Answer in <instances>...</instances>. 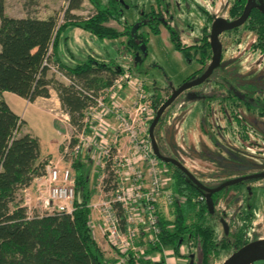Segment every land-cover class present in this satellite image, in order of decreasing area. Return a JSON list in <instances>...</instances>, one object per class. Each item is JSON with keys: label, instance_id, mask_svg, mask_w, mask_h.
Instances as JSON below:
<instances>
[{"label": "trees", "instance_id": "trees-1", "mask_svg": "<svg viewBox=\"0 0 264 264\" xmlns=\"http://www.w3.org/2000/svg\"><path fill=\"white\" fill-rule=\"evenodd\" d=\"M85 1L92 6L93 14L86 18L73 14ZM161 1L156 0V4ZM245 1H233L228 12L230 19L235 20L242 14ZM66 2L63 23L58 25L56 16L45 19L9 17L4 12V0H0V264H118L105 257V252L91 234L87 200L78 202L75 199L71 215L45 212L30 215L23 200L22 192L45 175L49 160L41 156L39 139L22 132L25 121L10 109L1 94L9 92L33 103L37 98H49V91L54 90L67 124L73 129L68 141V146L72 148L78 141V134L86 132L83 130L84 119L88 109L95 105L99 92L112 86L125 73L113 61L105 62L91 56L75 60L74 63H64L59 45L60 36L66 28H79L100 41L123 40V55L132 60L135 57L133 64L138 68L147 56L149 34L158 36L160 27H163L173 49L185 61L194 59L200 66L188 80L204 73L206 61L211 58L207 27L202 29L203 37L198 44L187 45L181 42L174 28L163 20L159 10L150 9L146 13L138 9L137 18L128 23L123 22V7L126 6L118 0H106L105 3L101 0ZM207 17L210 18L209 14ZM145 18L147 20H143ZM109 22H115L122 29L118 31L108 26ZM143 27L147 28V32L141 31ZM243 27L255 34L251 49L264 54V16L258 10H252ZM69 55L72 57V54ZM45 60L57 66L58 73L67 78L68 84L60 82L43 65ZM151 98L155 99L156 110L166 100L156 93ZM55 126L60 130L56 123ZM60 149L62 152L63 147L60 146ZM163 165L172 167L170 164ZM73 167L77 172L74 178L75 192L86 189L80 164L74 161ZM111 180L109 174L103 182L109 183ZM171 180L172 192L184 198V204H196L197 198L203 196L182 172L173 171ZM108 189L107 185L104 190ZM218 197V193L212 195L213 203ZM171 207L170 219L158 210L159 244L150 247L147 254L167 247L172 249L176 258L187 259L192 254V247H195L199 252V264H212L218 259L220 251H236L249 243L244 239L243 224L216 240L210 226L200 219L190 220L181 205L174 203ZM198 210L200 216L213 217L214 213L209 212L205 200L199 204ZM183 244L188 250L185 255L181 253ZM124 264H165V260L161 257L159 262L154 263L128 254Z\"/></svg>", "mask_w": 264, "mask_h": 264}, {"label": "rangeland", "instance_id": "rangeland-1", "mask_svg": "<svg viewBox=\"0 0 264 264\" xmlns=\"http://www.w3.org/2000/svg\"><path fill=\"white\" fill-rule=\"evenodd\" d=\"M122 1L123 4L128 7H123V22L132 23L137 18L136 12L138 9H141V11L144 10L146 13L150 9L154 11L159 10L163 20L174 28L181 42L187 45H194L198 44L203 37L202 29L204 27H207V33H210L211 25L215 19L222 18L230 21L228 11L234 0H162L158 4H156V0ZM101 2L105 3L106 0H101ZM66 4V0L6 1V7L9 13L19 10L15 15L34 16L39 18L56 16L58 25H62L63 23V12ZM76 12L79 16L86 18L93 14V8L89 3H86L84 7H81ZM142 13L143 12H141V15ZM207 14H209L210 18L207 17ZM143 20L147 19L145 18ZM107 25L118 31L122 29V27L115 22H109ZM73 29L74 27H68L67 33H71ZM141 31L145 33L147 32V28L143 27ZM255 38L253 32L242 26L238 28L236 32L220 35L218 40L221 46L223 60L234 63L236 71H240L243 74L248 72H259L262 73V77H264V54L258 51L253 52L250 48ZM148 41L146 59L138 68H135L133 64L135 62V57L132 60V58H126L123 55V40H99V45H96L97 49L99 48L102 50L103 47H106V50L110 51L107 55L102 53L105 55L103 59H106L107 62L111 60L125 70L122 76L123 81L121 83V89H116V93L119 97L121 95L120 92L122 95H127L124 97L121 96V102L118 100V103L125 109L129 108L134 97V81L138 80L144 84L146 93L154 107L155 99L151 98L154 93L167 99L168 95H170L186 77L200 68L199 64L194 59L187 62L180 53L173 49L169 41L168 33L163 27H160V35L153 36L149 34ZM109 47L111 50H109ZM138 57L141 58V55ZM210 64L211 58L206 61L205 66L208 67ZM229 70L232 71L233 67ZM189 95H202L204 99L209 100V103L203 102L202 98L195 99L189 97ZM45 102L48 107L47 109H49L51 113L40 111L41 107L39 105H36L38 108L36 111L32 108H27L26 110L22 109L20 112L22 113V117L18 115L26 123L22 132H28L39 139L41 155L50 157V160L53 162L57 157H62L65 162L60 163L58 166L54 164L51 168H56L58 170L67 169L70 171L73 179L77 173L76 169L73 167V162L79 160L82 156V160H84L87 156L85 160L87 163H82L80 165V171L85 180L86 189L81 190V193L80 190H78V192H75V196L78 201L87 200L88 204L96 202L104 196L101 184L102 178H100V176L103 175H101L103 170H100L98 165L100 159L98 140L95 141L97 145L94 148L92 147L94 159H92L89 154H86L84 150L76 159L70 157L64 158L63 152H61L60 148L58 149V146L59 143H62L63 134L66 138L70 139L73 129L67 126L65 122L66 117L63 112L54 107L56 103L54 98H49V100ZM106 104L113 109V103L109 97L106 98ZM231 107L232 104L226 97L225 89L218 83L211 81L205 86L194 87L192 90L176 98L164 112L161 121L155 128L158 141L164 149L165 154L170 157L173 156L175 160L181 163L198 181L210 188H216L229 180L252 175L256 171L254 168L256 165L255 163L259 162L264 166V160H257L256 162L253 159H248L247 155L251 154L247 146L253 147L251 143L248 145L245 144V147L243 146L244 149H241L242 152L247 154L245 158L243 154H240L238 151L234 152L232 150L233 147L227 146L228 151L220 152L218 148L214 149V146L209 143V137L218 143L216 144V147H218L221 142H229L228 139H233V141H235L239 136H245L243 135L244 131L242 130L244 129L241 128L242 126H238L231 116ZM239 108L237 116L239 119L243 120V122L255 118L254 115L256 114L254 111L246 110L241 104ZM251 113L253 114L250 115ZM51 115L54 117L55 121L52 120ZM105 121L108 123L110 122L114 126L117 125L112 114L105 116ZM55 123L63 132L57 130ZM250 124L253 126V122H250ZM244 127L246 128L247 126L244 124ZM248 127L247 130H245L248 132V134H246L247 138L244 139L245 142L250 138H259V136H261L259 132L252 136L253 133L250 132ZM201 128L206 131L207 135L203 133ZM85 134L89 137L91 136L90 131H86ZM103 136L107 144L114 146L113 135L104 133ZM126 139V135L120 134L118 136V146L121 147V145L125 144L124 142H126ZM68 141L67 139L64 145L68 144ZM102 142L103 140L101 143ZM64 145H61V147ZM259 153L263 152L260 151ZM259 153L257 152V154ZM164 169L166 179L170 180L173 173L171 167L167 166ZM262 171H264V168ZM247 184L251 190V194H247L244 191V187H241L238 189L239 194L236 195V189L230 186L217 198L218 200L214 203V209L216 214L220 215L221 218L205 215L200 216L197 204L194 202L183 204L181 207H183L184 214H187L190 220L200 219L201 222L210 226L214 231V238L216 240H220L224 234V224L226 225L227 231L232 233L238 228L237 225L241 223L244 225L245 240L250 242L264 239V189H260V186H262L261 188L264 187V177L249 180ZM170 185L168 188L173 191ZM41 190L38 189L36 182H33L26 191L22 192L24 203L30 215H42L44 213L43 200L46 196L41 195ZM158 210L162 212L167 219L172 217V207H166L161 202ZM93 219L98 222L97 217L94 215ZM99 232L100 231L95 232V240L103 246L102 249H106L107 252L105 253L108 254L107 259L116 261L118 254L107 245L106 239ZM181 251L183 254H187L188 250L185 244L182 245ZM168 253L172 259L165 260V262L167 264H174L173 258L176 257L173 255L171 248H168L165 255H168ZM231 254L232 249L220 251L218 259L212 264L223 263ZM156 257L157 256L154 258ZM166 259H169V257ZM177 259L182 260L181 262L177 261V264H187L182 258ZM198 259V249L192 247V254L187 258V261L189 263L191 262V264H199Z\"/></svg>", "mask_w": 264, "mask_h": 264}, {"label": "built area", "instance_id": "built-area-1", "mask_svg": "<svg viewBox=\"0 0 264 264\" xmlns=\"http://www.w3.org/2000/svg\"><path fill=\"white\" fill-rule=\"evenodd\" d=\"M43 65L51 73H58L57 66L49 61L45 60ZM122 81L123 77L120 76L112 86L99 92L95 105L88 109L83 130L90 131L91 136L82 131L78 134L75 145L72 148L68 144L64 145L62 152L64 158L76 159L83 150L94 148L97 145L95 141L98 140V165L104 172L101 182L104 196L88 204V227L91 234L94 237L95 232L100 231L109 247L118 254V264H124L128 254L157 263L168 250L167 247H161V251L147 254L150 247L159 244V204L162 202L166 207H171L174 203L182 205L185 199L168 188L172 180L165 177L166 166L161 164L152 151L148 128L156 109L144 84L134 81V97L129 108L125 109L118 103L121 99L116 93V89H121ZM107 97L112 101L113 109L107 106ZM109 114L115 119L116 126L105 121V116ZM65 122L67 123V118ZM104 133L113 135L114 146L106 143ZM120 134L127 137L125 144H120L121 147L117 144ZM48 166L45 175L38 179L47 187L43 200L44 212L71 215L76 197L74 179L69 170ZM109 174L112 180L104 183ZM107 185L109 189L105 191ZM204 200L202 195L197 198V209ZM93 215L98 222L93 219ZM155 256L157 257L154 258Z\"/></svg>", "mask_w": 264, "mask_h": 264}, {"label": "flooded vegetation", "instance_id": "flooded-vegetation-1", "mask_svg": "<svg viewBox=\"0 0 264 264\" xmlns=\"http://www.w3.org/2000/svg\"><path fill=\"white\" fill-rule=\"evenodd\" d=\"M255 1V3H259V0H253ZM247 0L245 1V4H246ZM262 2L264 3V1L262 0ZM233 4V3H232ZM244 4V6H245ZM232 6V5H231ZM244 9V8H243ZM254 10V9H253ZM229 12V11H228ZM230 21H233L232 19H230ZM242 27V26H241ZM240 28V27H239ZM238 29V28H237ZM237 29H234V30H237ZM233 30L229 31V32H232ZM228 32V31H227ZM227 32H224V33H227ZM223 33V34H224ZM222 35V34H221ZM255 42V41H254ZM253 42V43H254ZM252 43V44H253ZM251 44V45H252ZM251 48V46H250ZM251 51H253L251 49ZM255 52V51H253ZM259 52V51H258ZM260 53V52H259ZM221 63H227V65L223 68H216L212 74L208 77V79H206L202 84L196 86V87H200V86H205L206 84H208L209 82L211 81H214L216 83H218L222 88L225 89V94H226V97L228 98V101L232 104V107H231V116L233 118V120L235 121V123L238 125V126H242L241 128L244 129L242 131H244V134L245 136H242V137H238L235 139V141H233V139H228L229 142L227 143H222L218 145V147H216V144H218L217 142H215L214 139H211L209 137V143L212 144V146H214L213 148L214 149H219L220 152H226L228 151V147L227 146H230V147H233V151L236 152L238 151L240 154H243V157L245 158V156L247 154H245L244 152L241 151V149H244L245 147V144H250L253 145V147L251 146H247L249 147L248 150H250V154L251 155H254V156H251V155H247L248 156V159L250 160H254L257 162V160H264V77H262V73H259V72H248V73H241L240 71H236V67L234 65V63H229V62H226L223 60V58H221ZM240 65V64H239ZM231 67H233V70H229ZM238 67V66H237ZM207 68V67H206ZM240 68V67H239ZM206 70V69H205ZM194 73V72H193ZM192 73V74H193ZM205 73V72H204ZM204 73H202L201 75H196L194 78L188 80V77L192 74H190L188 77H186L182 83L184 82H188V81H193V80H196L197 78H199L200 76H202ZM181 83V84H182ZM180 84V85H181ZM194 88V87H193ZM193 88L189 89V90H192ZM187 90V91H189ZM186 91V92H187ZM184 92V93H186ZM183 93V94H184ZM189 97H193L195 99H200L202 98L203 102L205 103H209V100L208 99H204L202 97V95H199V96H196V95H189ZM242 105L246 110L248 111H254L256 115L255 118H253L252 120L250 119V121H244L239 119L238 116H237V111L240 109L239 108V105ZM209 105V104H208ZM164 114V113H163ZM253 113H251L250 115H252ZM163 115L161 116L160 118V121L162 119ZM250 118V117H249ZM159 121V122H160ZM158 122V124H159ZM250 122H253V126L250 124ZM157 124V125H158ZM244 124L248 127L249 125V129H250V132L253 133L252 136H254L257 132H259V134L261 136H259V138H256V137H253V139H249L247 142H245L244 139L247 138L246 134H248L247 131V127L245 128L244 127ZM203 133L205 135H207L206 131L201 128ZM155 132V130H154ZM155 137V140L157 142V145H158V148H159V151L160 153L164 156V157H167V158H172V159H175L173 156H168L165 154L164 152V149L161 147L159 141H158V138H157V132H156V136ZM223 141V140H222ZM244 146V147H243ZM211 152H213L212 150H209ZM230 151V150H229ZM260 151H262L263 153H259ZM257 152L259 154H257ZM230 153V152H229ZM253 164V163H252ZM255 169L256 171L252 174V175H249V176H253V175H260V174H264L262 171V169L264 168V166H262V163H255ZM172 166V165H171ZM171 170L172 172L175 171V170H178L176 169L174 166L171 167ZM179 171V170H178ZM244 177H247V176H244ZM187 179V178H186ZM238 179V178H237ZM256 179H259V178H256ZM234 180V179H233ZM251 180H254V179H251ZM230 181V180H229ZM249 180L247 181H244L242 183H239V184H236V185H233L231 187H234V189H236V195L239 194V190L241 187H244V191L248 194H251V190L250 188L248 187V182ZM200 182V181H199ZM224 182V181H223ZM227 182V181H226ZM225 183V182H224ZM203 184V183H202ZM223 184V183H222ZM221 184V185H222ZM205 187H207L205 184H203ZM220 186V185H219ZM251 186V185H249ZM230 187V186H229ZM262 186H260V189H264L261 188ZM207 188H210V187H207ZM228 188V187H227ZM212 189V188H211ZM226 190V188L224 189ZM220 191L218 192L219 194V197L221 196L222 192L224 191ZM256 190V189H255ZM250 197V195H249ZM223 198V196H222ZM250 207V206H249ZM213 217H217V218H221L220 215H217L216 212H215V209H214V212H213ZM243 223H241L240 225H237L238 228L242 225ZM237 228V229H238ZM228 232V231H227ZM224 234L225 233V230H224ZM235 252L232 250V253ZM257 264H264V261H259V262H256ZM254 263V264H256Z\"/></svg>", "mask_w": 264, "mask_h": 264}, {"label": "water", "instance_id": "water-1", "mask_svg": "<svg viewBox=\"0 0 264 264\" xmlns=\"http://www.w3.org/2000/svg\"><path fill=\"white\" fill-rule=\"evenodd\" d=\"M118 1L120 2V4L123 5L122 0ZM253 9L258 10L264 16V3L262 2V0H259V3H255V1L253 0H247L242 14L237 19L233 21H227L222 18H217L213 21L209 33L211 64L206 68L205 73L202 76H200L196 80L182 83L171 92V94L164 101V103L156 110L155 116L148 128V136L154 155L158 158L160 162L164 164H170L183 173L187 180L203 194L207 209L210 213L214 212V203L212 200L213 194H216L229 186H233L247 180L263 178L264 174L241 177L238 179L227 181L216 188H207L201 182H199L184 166H182L181 163H179L175 159L164 157L160 153L157 142L154 137V130L158 122L160 121V118L163 113L174 102L176 98H178L187 90L202 84L206 79H208V77L216 68H223L227 65V63H221L222 51L218 40L219 36L224 32L231 31L243 26ZM224 230L225 233H227V228L225 224ZM259 261H264V239L250 241L249 243L245 244L244 246L233 252L221 264H254ZM189 264H191V262Z\"/></svg>", "mask_w": 264, "mask_h": 264}, {"label": "crops", "instance_id": "crops-1", "mask_svg": "<svg viewBox=\"0 0 264 264\" xmlns=\"http://www.w3.org/2000/svg\"><path fill=\"white\" fill-rule=\"evenodd\" d=\"M6 1L7 0H4V12L7 16L9 17H14V18H23L25 16H19V15H15L16 13H18V11L16 12H12V13H9L8 10H7V7H6ZM86 3L88 2H83L82 6L81 7H84L86 5ZM18 6V5H17ZM10 9V8H9ZM78 11V10H76ZM76 11H73L72 13L73 14H76V15H79ZM34 17V16H33ZM49 17V16H47ZM45 17V18H47ZM36 18H39V17H36ZM45 18H39V19H45ZM98 43V44H97ZM99 40L96 39L94 36H91V34L79 29V28H75L73 29V31L71 33H67V28L63 31V33L61 34L60 36V45H59V53H60V56L63 60L64 63H74L75 60H82L84 58H86L87 56H91L93 58H97L99 60H103L105 62L106 59H103L105 57V55H103L102 53L104 54H109L110 51L106 50V47H101V49H97L96 48V45H99ZM109 50H111V48L109 47ZM69 54H72V57H70ZM56 78L64 83V84H68V80L66 77H64L62 74L60 73H57L56 75ZM146 89V87H145ZM120 98L121 96L124 97V96H127V95H122V93L120 92ZM1 97L2 99L6 102V104L10 107V109L12 111H14L17 115H21L22 117V113H20L22 111V109L26 110L27 108L30 109H34V111H36V109H38L36 107V105L40 106L41 109L40 111L42 112H47V113H51V111L49 109H47L48 107L46 106V102L45 101H48L49 98H54L56 103H55V108L56 109H60V104L57 100V95L55 93L54 90H50L49 91V98H37L33 103H30L12 93H9V92H3L1 94ZM41 101H44V102H41ZM61 110V109H60ZM52 116V115H51ZM50 116V117H51ZM52 120L55 121L54 117L52 116L51 117ZM67 124V123H66ZM109 125H112L110 122L108 123ZM68 127L69 124H67ZM71 128V127H70ZM55 131V130H54ZM67 139L69 140V138H66L65 135L63 134L62 135V143L60 144L59 143V146H58V149L60 148L61 145H64L67 141ZM86 154H89L90 157L92 159L93 158V154H94V151L91 150H84ZM84 154V153H83ZM43 157H46L45 155H41ZM83 158V156H82ZM82 158L80 157L79 160H77L76 162L79 163L80 165L83 163H87L85 160L87 159V156L86 158H84V160H82ZM47 159L49 160V166L48 167H51L52 165H60V163L62 162H65V160L62 159V157H57L56 160L53 162L50 160V157L47 156ZM47 169V168H46ZM99 169L102 170L99 166ZM103 174V172L101 173V175ZM103 176V175H102ZM102 176H100V178H102ZM34 182H36V185L38 187L39 190H41V195H45L47 194V187H46V184L45 183H42L40 182L38 179H36ZM43 185V186H40V185ZM26 191V190H25ZM80 193H81V190H80ZM75 199L78 201V199L75 197ZM78 202H81V201H78ZM99 244V246L102 248L103 246H101V244L99 242H97ZM107 243V242H106ZM108 245V244H107ZM109 246V245H108ZM104 252H107L106 249H102ZM183 254V253H182ZM107 253H105V257L107 258ZM185 255V254H183ZM167 257H169V259H166ZM164 259L167 261V260H170L172 259L171 256H169V253L168 255H165L164 256ZM183 261L185 263H187V259L186 258H182ZM174 260V264L176 263L177 264V261H182L180 259H177V258H173Z\"/></svg>", "mask_w": 264, "mask_h": 264}]
</instances>
